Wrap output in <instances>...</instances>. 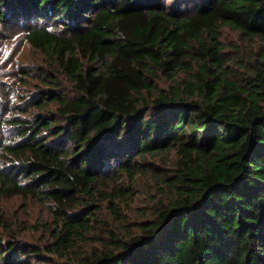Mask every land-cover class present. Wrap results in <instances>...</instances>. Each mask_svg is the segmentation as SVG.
Returning <instances> with one entry per match:
<instances>
[{
  "label": "trees",
  "instance_id": "1",
  "mask_svg": "<svg viewBox=\"0 0 264 264\" xmlns=\"http://www.w3.org/2000/svg\"><path fill=\"white\" fill-rule=\"evenodd\" d=\"M19 24L52 61L0 96V264H264V0H0Z\"/></svg>",
  "mask_w": 264,
  "mask_h": 264
},
{
  "label": "rangeland",
  "instance_id": "2",
  "mask_svg": "<svg viewBox=\"0 0 264 264\" xmlns=\"http://www.w3.org/2000/svg\"><path fill=\"white\" fill-rule=\"evenodd\" d=\"M169 3L171 2L169 1ZM36 20L37 18L28 22L29 26L32 27L38 25L46 26L49 30H64L59 22H54L51 18H39V22H36ZM21 25H26V23L23 21ZM21 25L18 31H8L5 33L4 37L0 39V96H2L3 99H12L15 95H17L16 91L10 90V86H8V84L16 79V74L14 72H16L21 63L44 65L47 64V62L52 61V59H45L40 52L33 50L25 39L24 30L28 29L24 28L21 30ZM222 30L223 38L229 44L238 40V36L233 29L224 27ZM12 94H14V96ZM142 183L144 186H149L153 183V180L149 176H145ZM18 204L19 201L16 200H11L8 203L10 213L16 210ZM19 216L21 218H27L24 213H19Z\"/></svg>",
  "mask_w": 264,
  "mask_h": 264
}]
</instances>
